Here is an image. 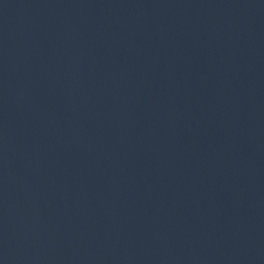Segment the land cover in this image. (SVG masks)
I'll return each instance as SVG.
<instances>
[{
    "label": "water",
    "instance_id": "obj_1",
    "mask_svg": "<svg viewBox=\"0 0 264 264\" xmlns=\"http://www.w3.org/2000/svg\"><path fill=\"white\" fill-rule=\"evenodd\" d=\"M0 264H264V0H0Z\"/></svg>",
    "mask_w": 264,
    "mask_h": 264
}]
</instances>
